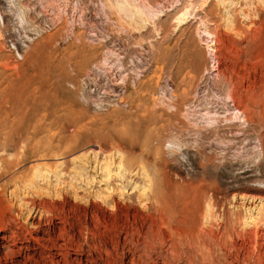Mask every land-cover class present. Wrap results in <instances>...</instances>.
Returning a JSON list of instances; mask_svg holds the SVG:
<instances>
[{"label": "rangeland", "instance_id": "obj_1", "mask_svg": "<svg viewBox=\"0 0 264 264\" xmlns=\"http://www.w3.org/2000/svg\"><path fill=\"white\" fill-rule=\"evenodd\" d=\"M146 1L0 0V264H264V5Z\"/></svg>", "mask_w": 264, "mask_h": 264}, {"label": "bare ground", "instance_id": "obj_2", "mask_svg": "<svg viewBox=\"0 0 264 264\" xmlns=\"http://www.w3.org/2000/svg\"><path fill=\"white\" fill-rule=\"evenodd\" d=\"M117 2H116V9H117V11L119 12V13H121V14H123L124 12L126 13V14H130L131 15V18L130 19H134V16H139V18H140V20L143 22V23H147V22H150V20H152L151 18H149V16H148V14L147 13H151V11L154 9L151 5H150V3H148L146 0L143 2V3H139V1L140 0H116ZM192 1L193 0H189V2L180 10V12L177 14V16H176V19H175V23L177 24V26L178 27H181V26H183V25H185L188 21H189V18L190 17H192V11L194 10V8H195V6H194V4L192 3ZM219 2H220V4L221 5H229V7H232V5H233V2H231V1H227V0H218ZM259 2L260 3H262L263 5H264V0H259ZM206 3V2H205ZM261 4V5H262ZM233 8V7H232ZM114 10V9H113ZM124 13V14H125ZM129 15V16H130ZM155 16H157V15H155ZM135 20H136V18H135ZM132 22H133V20H131ZM228 23H229V26L230 27H233L234 28V21H233V16H231L229 13H228ZM131 22V23H132ZM205 26H207V25H205ZM177 27V28H178ZM203 32V37H205V38H207V49H208V52H209V57L210 58H212L213 57V54H214V52H216L215 50L216 49H214V47H213V45H214V34L213 33H211L209 30H207V27H206V29L205 30H203L202 31ZM1 36V35H0ZM2 44H4V43H2ZM216 45V44H215ZM9 66V65H8ZM6 68V67H5ZM8 69V68H7ZM15 70V69H14ZM230 98V97H229ZM229 111V110H228ZM230 112V111H229ZM235 112V111H234ZM240 113V111H238V112H236V113H231V115H233L234 117H232V118H226V121H233V120H238V119H242V117L240 116L239 117V115H241V114H239ZM208 115H209V113H208ZM210 116V115H209ZM212 116V115H211ZM218 119H217V117L215 118L214 116L213 117H210L209 118V123H211V125L212 124H215V123H218V121H217ZM261 154V153H260ZM110 156H112V155H110ZM110 156H108V157H106L105 159H104V161H103V169H104V172H105V175H106V178H108V180H110V178L112 177V167L113 166H115L116 167V170H117V176H120L121 178L120 179H122L123 177H124V172L126 171V168H125V162H124V157L123 156H120V158L118 159V162H115L114 160H113V158L114 157H110ZM123 157V158H122ZM260 157V156H259ZM39 163V162H38ZM44 165V164H43ZM42 164H38L37 166H35V168H33V178H32V180L30 181V183H29V185L31 186V187H33V188H35L36 187V180L37 179H41V180H43V181H45V180H47L48 179V176H49V174H51V173H53V169H51V168H49L46 164V166L44 165L43 166ZM129 166V165H128ZM126 167H127V165H126ZM146 167V166H145ZM144 167V168H145ZM129 168V167H128ZM57 169V168H56ZM128 170V169H127ZM129 171V170H128ZM143 172V171H142ZM149 173V172H148ZM115 174V173H114ZM145 175V174H144ZM118 178V177H117ZM145 179L146 180H144L145 181V183L140 187V188H138V193H139V195H138V197H139V199H142V200H147L148 198H149V194L151 193V186H152V184H151V181H150V178H149V176H145ZM152 179V178H151ZM158 182V181H157ZM157 185H155V189L156 188H158L157 186H159L158 185V183H156ZM138 187V186H137ZM137 187H135V188H133L134 190H137ZM161 187V186H160ZM124 189V188H123ZM160 189V188H159ZM162 189V188H161ZM40 191H41V189H39ZM112 190V189H111ZM48 192L50 191L49 189L47 190ZM123 191V190H122ZM158 191H160V190H158ZM121 194H119L118 196L120 197V199H123L122 197H124V195H123V193H124V191H123V193L122 192H120ZM159 193V192H158ZM161 195V194H160ZM237 195V194H236ZM245 195V194H244ZM249 195V194H248ZM235 196V195H234ZM250 196V195H249ZM248 196V197H249ZM157 197V201H159V198H158V196H156ZM243 197H246V196H243ZM252 197V196H251ZM250 197V198H251ZM263 197V196H262ZM160 198H162L163 199V196H161ZM215 198V197H214ZM241 198H242V196H241ZM247 198V197H246ZM246 198H243V199H246ZM253 198V197H252ZM254 198H255V196H254ZM260 198V197H259ZM150 199V198H149ZM148 199V200H149ZM234 199V198H233ZM261 199V201H260V204L254 209V211L252 212L251 210H246V214L245 215H243V216H239V217H241V228L243 227V229L247 232L248 231V229H250L251 230V232H254L255 233V235H256V237H257V239L259 238L260 239V235L258 234V232H259V230L261 229V227L262 226H264V198H260ZM141 200V201H142ZM147 200V201H148ZM214 200V199H213ZM160 201H164V199L163 200H160ZM160 201H159V203H160ZM145 202V201H144ZM155 202V201H154ZM219 202V201H218ZM149 203H150V201H149ZM158 203V202H157ZM209 203V202H208ZM217 203V202H216ZM165 203H163V205H164ZM214 206H215V204H213ZM213 206V207H214ZM213 207H212V204L210 205V203L208 204V207H207V213L209 214L208 216H207V219H209V217H210V215H212L211 214V210L213 209ZM161 208V207H160ZM165 208V207H164ZM215 209V208H214ZM161 210V209H160ZM237 213V212H236ZM242 213H243V211H242ZM244 214V213H243ZM236 215H239V212H238V214H236ZM240 215H241V212H240ZM238 217V216H237ZM212 218V217H211ZM239 219V218H238ZM225 222V221H224ZM228 222V221H227ZM243 229H241V230H243ZM244 231V232H245ZM243 232V231H242ZM243 232V233H244ZM212 233V232H211ZM179 234H180V232H179ZM245 234V233H244ZM243 234V235H244ZM249 234V233H248ZM212 235V234H211ZM231 235V234H230ZM250 235V234H249ZM252 235V234H251ZM254 235V234H253ZM186 236V235H185ZM193 236V235H192ZM244 236H246V235H244ZM183 238H184V234H183ZM190 239V238H189ZM207 239V238H206ZM243 239V238H242ZM258 239V240H259ZM230 240V239H229ZM192 242V241H191ZM258 242V241H257ZM187 244V243H186ZM189 244V243H188ZM205 244V243H204ZM196 245V244H195ZM200 245V244H199ZM203 245V244H202ZM207 245V244H206ZM228 245V244H227ZM107 246V245H106ZM119 246V245H118ZM192 246V245H191ZM194 246V245H193ZM192 246V247H193ZM136 247V246H135ZM187 247V246H186ZM196 247H198L197 245H196ZM207 247V246H206ZM195 248V247H194ZM230 248V247H229ZM71 249V248H70ZM203 249V248H202ZM209 249V248H208ZM232 249V248H231ZM236 249V248H235ZM83 250V249H82ZM194 250V249H193ZM78 251V250H77ZM124 251V250H123ZM138 251V250H137ZM129 252V251H128ZM175 252V251H174ZM194 252V251H193ZM203 253V252H202ZM205 253V252H204ZM189 254V253H188ZM196 255V254H195ZM191 256V255H190ZM261 259V258H260ZM259 259V260H260ZM133 260H134V258H133ZM133 260H132V262H133ZM124 261V260H123ZM159 261V260H158ZM158 261H156V262H158ZM193 261V260H192ZM114 262V261H113ZM145 262V261H144ZM169 262V261H168ZM190 262V261H189ZM238 262V261H237ZM260 262V261H259ZM261 262H262V260H261ZM124 263V262H123ZM126 264H127V262H125ZM134 263H136V262H134ZM134 263H132V264H134ZM164 263V262H163ZM162 263V264H163ZM167 263V262H166ZM170 263V262H169ZM190 263H192V262H190ZM104 264V263H103ZM105 264H110L109 263V261H107L106 260V262H105ZM111 264H112V262H111ZM115 264H117V263H115ZM136 264H138V263H136ZM142 264H143V261H142ZM146 264V263H145ZM148 264V263H147ZM157 264V263H156ZM165 264V263H164Z\"/></svg>", "mask_w": 264, "mask_h": 264}]
</instances>
